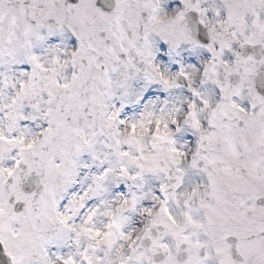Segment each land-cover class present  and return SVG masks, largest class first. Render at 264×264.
<instances>
[{
    "label": "snow or ice",
    "instance_id": "snow-or-ice-1",
    "mask_svg": "<svg viewBox=\"0 0 264 264\" xmlns=\"http://www.w3.org/2000/svg\"><path fill=\"white\" fill-rule=\"evenodd\" d=\"M0 264H264V0H0Z\"/></svg>",
    "mask_w": 264,
    "mask_h": 264
}]
</instances>
